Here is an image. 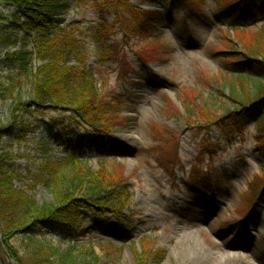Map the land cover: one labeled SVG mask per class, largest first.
I'll return each instance as SVG.
<instances>
[{"label":"rangeland","instance_id":"rangeland-1","mask_svg":"<svg viewBox=\"0 0 264 264\" xmlns=\"http://www.w3.org/2000/svg\"><path fill=\"white\" fill-rule=\"evenodd\" d=\"M128 1L148 17L155 12L164 14V24L157 27L160 39L127 40L119 31L102 49L112 53L110 61L102 63L100 46L89 38L83 59L102 93L120 96L127 108L115 117L119 123L101 145L106 149L129 147L134 154L124 153L125 158L99 154L87 146L92 130L49 111L21 113L19 124L13 126L14 136L0 137V151L6 153L18 177L13 188L38 204L53 202L51 193L36 183L38 177L47 163L64 159L67 150L94 173L122 178L131 194L125 215L133 219L127 234L113 240L94 233L63 238L43 231L35 243L28 240L30 233L16 234L9 242L27 264L34 261L37 251L54 262L70 255L74 264H152L158 258L160 264H264V195L248 202V185L255 176L261 179L264 170V160L255 151V126H263L264 119L244 127L242 120L235 123L224 118L239 107L229 99L232 92L237 101L245 102L264 85L257 77L241 78L230 67L245 56L240 44L246 45L260 33L264 36L262 0H255L259 10L248 23L225 18L217 0L203 1L190 17L184 3L169 9L170 2ZM66 5L54 18L53 36L66 27L84 30L99 24L98 12L89 0H70ZM241 9L235 10L238 17H246ZM14 14H18L16 20ZM26 14V10L0 3V129L11 124L14 98L30 100L31 73L42 65L33 60L24 75L8 60L25 48L22 41L29 32L21 25ZM113 20L110 15L106 19L109 24ZM4 41L18 45L9 51L1 44ZM138 50L152 54L153 60L145 65L136 55ZM224 65L230 75L223 74ZM185 98L208 109L207 114L218 123L209 129L188 128L181 105ZM238 128L242 132L236 133ZM168 134L178 136V141L166 139ZM204 138L218 146L212 157L200 156ZM175 159L178 165L171 171ZM93 218L84 215L80 224L89 229ZM0 251L8 256L5 248L0 246ZM141 253L146 261L138 263L136 256Z\"/></svg>","mask_w":264,"mask_h":264},{"label":"trees","instance_id":"trees-1","mask_svg":"<svg viewBox=\"0 0 264 264\" xmlns=\"http://www.w3.org/2000/svg\"><path fill=\"white\" fill-rule=\"evenodd\" d=\"M69 1L0 0V3L6 6L26 10L27 13L26 21L21 25L23 30L29 32L22 41L25 48L13 55V58H8L9 62L17 66L24 75H27L33 60L42 63L34 73H31L30 100L22 101L19 95L14 98L11 124L0 129V137L14 136V127L19 124L17 116L21 113L38 115L49 111L62 118L68 117L71 121H76L86 130H92L87 146L99 154H109L113 157L125 156L124 153L134 154L129 147L106 149L101 145L118 125V119L115 117L127 108L120 96L102 93L98 81L83 59L84 44L89 38L98 44L100 46L98 55L102 58V63H107L110 61L109 56H112L111 50L102 51V49L117 32L121 31L127 40L139 42L143 39L146 41L160 39L161 34L157 27L164 24L165 16L155 12L154 16L148 17L147 13L129 5L128 0H89L98 12L99 24L84 30L73 26L66 27L53 36L56 22L54 18L67 8L66 4ZM166 1L169 0H149L151 3ZM171 1L176 5L184 3V9H187L191 15V12L198 10L205 0ZM217 2L219 12H222L225 18L234 21L233 23H248L256 18V11L259 10L255 0H217ZM241 7L243 9L240 14L243 15L245 11L243 16L246 17H238L235 11ZM261 9L264 10V0L261 2ZM109 15L114 17L111 24L106 21ZM17 17L18 14L13 15L15 20ZM1 44L12 51L18 42L4 41ZM29 46H32V50H29ZM240 46H244L245 56L237 62H232L233 66L230 67H234L243 79L252 76L264 82V36L260 33L254 40ZM136 53L145 65L150 62L148 60H153L152 54L151 56L141 54L139 50ZM71 63L73 65H70ZM222 70L224 75H230L227 65H224ZM229 99L239 107L224 118L236 120L235 123L242 120L244 127L256 120L255 116L258 114L262 115L257 119V123L264 119V85H261L256 94L245 102L237 101L233 92ZM181 105L185 112L184 120L192 130L209 129L219 121L214 120L212 114H207L208 109L198 106L194 99L185 98ZM255 130L257 131L255 151L264 160V125H256ZM151 131L158 136L157 130L151 127ZM235 132H242V128L235 129ZM165 136L170 141H178V136L172 137L170 134ZM169 145L171 149L172 144ZM200 147V156L212 157L219 150L218 146L209 144L206 138L201 142ZM8 160L6 153L0 151V246L5 248L8 254L4 257L0 251L2 264H8L10 259L16 264H27L9 242L16 234L30 233L27 238L31 243H35L36 236L43 231H50L63 238H84L91 233H97L116 240L124 238L127 234V226L130 227V221L133 219L131 215L130 218L125 215L131 194L122 178L112 177L103 171L94 173L86 168L85 163L72 151L67 150L64 159L57 160L54 164L47 163L43 175L38 177L36 183L44 186L53 198L51 203L38 204L24 191L13 188L12 184L18 180V177L10 169ZM177 165L178 160H173L169 170L174 171ZM254 178L248 185L249 203L257 199L259 194L264 195V170L261 179L260 176ZM87 214H91L94 218L89 229H84L80 219ZM37 252L36 258L29 264H74L75 262L73 257H69L70 255L60 256L54 262L44 258L42 251ZM136 258L140 259L138 263L146 261L144 253ZM161 260L158 258L152 264H160Z\"/></svg>","mask_w":264,"mask_h":264}]
</instances>
